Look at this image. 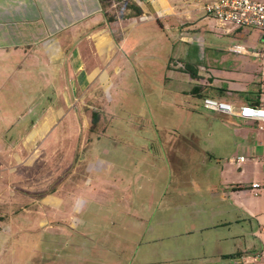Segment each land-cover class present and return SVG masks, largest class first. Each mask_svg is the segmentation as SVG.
Listing matches in <instances>:
<instances>
[{
  "label": "rangeland",
  "instance_id": "1",
  "mask_svg": "<svg viewBox=\"0 0 264 264\" xmlns=\"http://www.w3.org/2000/svg\"><path fill=\"white\" fill-rule=\"evenodd\" d=\"M133 1L115 0L108 16L126 14ZM207 1L169 0L175 16L158 21L152 11L125 31L115 25L119 38L127 36L114 83L98 81L85 92L69 85L67 103L60 80L0 65V264H188L164 261L171 240L196 243L171 222L183 215L186 196L240 183L246 201L264 198L250 192L264 131L203 105L209 94L236 98L248 90L259 98L251 88L264 78L262 60L229 46L261 50L264 31L241 28L246 36L239 37L236 26L205 12ZM187 63L206 80L184 72ZM200 83L202 94H193ZM51 112L60 118L45 137L32 139L39 119ZM240 154L248 158L244 176L231 161ZM166 209L178 213L164 217ZM238 219L231 229L241 226L245 236L227 242V252L256 255L264 264L261 226L242 212ZM239 259L231 264H246Z\"/></svg>",
  "mask_w": 264,
  "mask_h": 264
},
{
  "label": "crops",
  "instance_id": "2",
  "mask_svg": "<svg viewBox=\"0 0 264 264\" xmlns=\"http://www.w3.org/2000/svg\"><path fill=\"white\" fill-rule=\"evenodd\" d=\"M156 1L158 4L155 3ZM133 2L143 9L141 18L150 14L148 12L154 11L157 20L161 21V16H175L177 13L176 6L171 5L169 0H134ZM129 4L128 12L124 14L128 17L124 18L123 14L108 16V11L99 0H0V65L4 66L3 70L6 72L44 73L48 75V81L54 84L56 80H60L61 83L63 82L60 88L63 90L62 97L66 103L72 99L64 91L69 85L83 92L93 88L98 81H101L103 86H109L114 83L112 76L120 71V67L116 66L115 62L120 56L127 36L119 38L115 25H118L121 31L123 26L125 31L127 26L131 23L135 25L137 22V16H129L131 14ZM236 30L239 37L246 36V32L241 28ZM90 57L96 58V63H88ZM67 73L70 75L68 76ZM73 79L76 80V84L72 83ZM261 82V77L253 82L257 88H251L252 91L260 94ZM242 91L245 95L240 94L236 98L228 94L218 98L234 104L259 102L258 96L250 95L248 90ZM227 92L232 93L231 90ZM59 118L60 115L56 112L41 117L38 129L31 134L32 139L45 137L53 122ZM257 145L264 152V137H259ZM255 155L253 154V157ZM252 160L254 163L252 173L255 177L253 182H264V153L255 156ZM231 161L237 162L240 176L247 173L241 167L248 161L247 157L242 163L234 157ZM223 172L226 173V170L223 169ZM243 192L244 188L240 183H231L216 186L208 196L205 193L197 195L196 198L193 195L186 196L187 207L183 215L178 216L177 220L172 218L171 222H176L180 228H183L182 234L186 239L196 238V243L191 242L182 246L177 240H171L174 244L170 251H165L167 258L164 261L176 259L185 260L188 264H220V261L226 263L229 259L231 264L240 258L239 260H245L246 264H257L258 259L254 261V258L258 257L256 255L244 256L235 250L227 252V242L245 236L241 226L231 229L232 225L233 228L239 225L240 212L247 216L248 221L257 220L264 235V198L262 196L253 204L246 201ZM250 192L252 196L259 197L264 190L258 194ZM176 213L178 211L166 209L163 216L170 217V214ZM231 218H235V224L232 223ZM176 234L178 233L175 232L168 237L171 239ZM181 254L185 255L175 256Z\"/></svg>",
  "mask_w": 264,
  "mask_h": 264
},
{
  "label": "built area",
  "instance_id": "3",
  "mask_svg": "<svg viewBox=\"0 0 264 264\" xmlns=\"http://www.w3.org/2000/svg\"><path fill=\"white\" fill-rule=\"evenodd\" d=\"M203 9L223 26L231 24L236 28L258 27L264 31V0H208ZM227 31L231 29L228 28ZM262 42L264 43V33ZM229 51L237 54L250 53L262 60L264 65V48L249 51L239 43H233L229 46ZM203 105L212 111L240 118L246 122L252 121L264 131V78L261 82L259 102L234 104L208 95L204 97ZM245 160L246 157L243 155L237 157L238 162L242 163ZM250 187L255 194H258L264 190V182H253ZM256 259L255 257L254 261Z\"/></svg>",
  "mask_w": 264,
  "mask_h": 264
},
{
  "label": "trees",
  "instance_id": "4",
  "mask_svg": "<svg viewBox=\"0 0 264 264\" xmlns=\"http://www.w3.org/2000/svg\"><path fill=\"white\" fill-rule=\"evenodd\" d=\"M99 1L104 8H107V7L111 6L115 0H99ZM128 7L131 9V14H129V16H132V15L141 16L143 14V9L136 2L129 4ZM123 17L125 18L128 16L123 14ZM182 69L184 70V72H187L193 79H196L197 81L206 80V78H204V76H202L198 73V69H196V66L192 63L185 64L184 68H182ZM207 80H208V82H210V79H207ZM202 92H203V88H202L201 83L197 86H194L192 89V93L195 95L196 94L201 95ZM206 96H208V95H206ZM96 114L97 113L95 112L94 115L96 116ZM96 121H97V119H96V117H94L92 127H95Z\"/></svg>",
  "mask_w": 264,
  "mask_h": 264
}]
</instances>
